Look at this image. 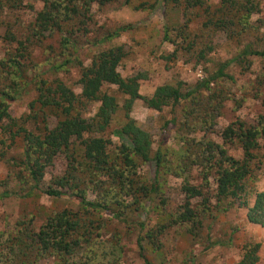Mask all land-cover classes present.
<instances>
[{"label": "trees", "instance_id": "trees-1", "mask_svg": "<svg viewBox=\"0 0 264 264\" xmlns=\"http://www.w3.org/2000/svg\"><path fill=\"white\" fill-rule=\"evenodd\" d=\"M116 1L43 0L44 7L37 14L30 33L18 42L15 52L8 51L0 62L3 73L0 75V129L6 137L0 144L7 146L10 141L8 146L12 147L19 137L25 143L24 160H15L14 169L18 170L12 171V178L22 185L16 194L31 198L34 190L41 187L48 169L63 154L68 162L67 169L63 176L54 177L44 192L53 198H74L81 206L77 212L65 209L54 213L40 227L34 218H24L13 228L0 232V264H118L121 240L115 234L104 235L109 224L104 218L128 223L126 214L142 208L144 200L161 193V178L168 174L181 180L180 189L185 201L171 216L169 224L158 225L147 232L145 237L157 249L160 248V237L173 227L188 225L189 232L199 238L203 215L211 212L213 207L228 211L237 205L247 210L248 223L264 228V192L256 190L253 184L255 165L262 162L258 152L264 148V113L258 116L255 124H247L241 119L233 122L222 133L223 146L198 137L200 132L214 131L217 116H221L222 104L218 101H223L224 109L225 100L229 98L222 88H211V84H219L227 77L224 70L229 64L200 81L192 90L183 93L174 86L165 85L159 87L152 98H147L140 93V76L124 79L118 71L125 52L122 47H117L99 53L89 67L80 64V95L61 81L49 82L40 78L36 83L37 98L30 104V114L23 121L11 116L12 104L29 86L22 76V69L27 61L32 63L30 52L37 47L54 52L53 45H47V42L58 38V49H62L59 56L62 57L65 51L73 48L71 37L89 33L88 20L93 5L103 7ZM131 1L127 0V3ZM155 1L152 9L158 4L183 7L186 24L180 28L177 39L183 43L171 40L169 31L164 39L176 47L194 39L186 46L188 49L198 39L191 31L197 20L202 24L201 33L217 27L233 38L237 27L245 33L250 18L261 12L259 0H221L216 9L206 0ZM21 3L23 0H0V12L7 7L15 10ZM126 30L127 27L121 29ZM118 35L119 32L109 35L106 40ZM12 38L11 27H8L4 40L10 42ZM176 56L175 51L173 57ZM253 56L264 58V51L248 49L240 58ZM48 58L45 56L43 63ZM74 62L70 58L63 62L59 59L51 69L63 71ZM105 86L115 87L125 97L123 107L116 96L104 91ZM137 100L145 101L151 109L158 111L171 104H183L179 117H174L167 125L168 128L169 125L176 127L178 135L173 156L164 147L153 155L152 136L138 127L130 115ZM92 103L99 104L98 111L90 118L85 117L84 109ZM262 106L264 108V99ZM121 110L125 113V124L110 131ZM51 118L57 120L55 126H51ZM107 132L112 139L122 142L114 151L110 150L113 143L106 138ZM237 143L241 145V158L232 156L226 149L228 145L240 148ZM4 155L5 152L0 151V158ZM153 160L156 162L153 182H142L139 168ZM195 171L197 178H201L199 186L193 183L197 179L194 180ZM212 188L215 201L210 196ZM90 194L93 199H89ZM201 198V205L195 208L194 200ZM165 204L166 201H162L161 206ZM142 242L141 237L138 240L140 257L145 264H152L144 254ZM243 250L238 264H259L261 244H247Z\"/></svg>", "mask_w": 264, "mask_h": 264}, {"label": "rangeland", "instance_id": "rangeland-1", "mask_svg": "<svg viewBox=\"0 0 264 264\" xmlns=\"http://www.w3.org/2000/svg\"><path fill=\"white\" fill-rule=\"evenodd\" d=\"M206 1L214 9L219 7L221 2V0ZM259 2L260 14L250 18L245 33L237 27L233 38L217 27L206 30L205 34L201 33L202 24L197 20L192 24L191 31L197 34L198 39L189 49L186 46L194 39H190L180 47L164 39L166 31H169L171 40L183 43L181 37V41H177L180 28L182 26L184 28L186 24L183 7H164L158 4L152 9L155 0H132L130 3H127V0H117L103 7L94 4L91 18L88 20L89 33L71 37L73 48L65 51V55L59 56L62 49H58L60 47L58 38L47 42V45H53L54 52L43 47L34 48L30 52L32 63L27 61L22 69V76L29 82V86L12 104L11 116L23 121L30 114V104L37 98L36 83L40 78L49 82L61 81L80 95L79 82L82 77L80 64L89 67L99 53L122 47L125 57L118 71L124 79L140 76V93L147 98H152L156 90L165 85L174 86L183 93L192 90L200 81L210 78L220 68L229 64L224 70L227 77L220 80L219 84H211L213 90L222 88L229 98L225 100L224 109L223 101H218L222 104L219 113L221 116H217L214 131L209 134L203 132L198 134L199 138H207L223 146L222 133L233 122L241 119L247 124H255L258 116L264 113L262 106L264 58L256 56L240 58V55L248 49L264 51V0ZM18 6L15 10L7 7L0 12V62L8 51L15 52L18 42L24 40L30 33L37 14L44 7V2L23 0ZM8 27H11L13 33L10 42L4 40ZM124 27L128 30L121 31ZM118 32V36L106 40L109 35ZM175 51L177 56L173 57ZM45 56L50 58L45 59L43 63ZM67 58L75 61L74 64L66 66L63 71L51 69L53 63L59 59L61 62L66 61ZM0 75H3L1 69ZM104 91L116 96L120 107H123L125 97L115 87L105 86ZM182 105L171 104L158 111L151 109L143 100L135 101L130 115L138 127L152 136L153 155L162 147L168 149L170 155L175 154L173 147L178 142L176 127L169 125L168 128L167 125L174 117H179L178 112ZM98 108V103L88 105L84 109V116L89 118L94 116ZM125 121V113L121 110L109 130L122 127ZM56 122L55 118H51V126H55ZM109 133L106 134V138L112 141L110 150L114 151L122 145V142L112 139ZM3 139L6 137L0 129V143ZM9 144L10 141H7V146L0 144V151L5 152L4 157L0 158V232L13 228L24 218H34L37 227H40L54 213L65 209L75 212L81 210V206L74 198L58 199L49 197L44 192L54 177L64 175L68 162L63 154L56 158L54 166L48 169L41 187L34 190L31 198L17 195L16 192L22 185L12 178L14 176L12 171L18 170L14 169L15 160H24L25 143L23 138L19 137L12 147H9ZM236 145L240 148L228 145L226 149L232 156L241 158V145L239 143ZM258 153L262 162L255 165L253 184L256 190L264 192V148ZM155 171L154 160L151 163L141 164L139 168L141 181L152 183ZM193 175L195 180L198 177L197 171ZM193 183L197 186L201 185V178H197ZM180 185V179L170 174L163 175L160 184L162 192L144 200L142 208L130 210L126 214L128 223L104 218L109 223L104 235L109 237L115 234L121 240L122 251L118 264H145L140 257L138 247V240L141 237L145 247L144 254L152 264H238L243 256L244 247L247 244L257 243L261 244L259 264H264V228L248 223L247 210L237 205L228 211H223V207H213L211 212L203 215V228L197 239L189 232L188 225L168 229L160 237V248L157 249L145 236L149 230L158 225L169 224L171 216L184 203L185 195ZM213 190V188L212 191L210 190V196L212 201H215L212 197ZM253 198L251 205L254 204ZM89 199H93L92 194L89 195ZM202 200L203 198L194 200V207L198 208ZM162 201H166V204L161 206Z\"/></svg>", "mask_w": 264, "mask_h": 264}]
</instances>
